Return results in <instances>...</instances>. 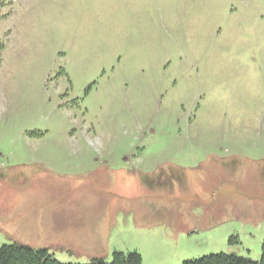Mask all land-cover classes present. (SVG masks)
Listing matches in <instances>:
<instances>
[{
    "label": "rangeland",
    "instance_id": "374dc122",
    "mask_svg": "<svg viewBox=\"0 0 264 264\" xmlns=\"http://www.w3.org/2000/svg\"><path fill=\"white\" fill-rule=\"evenodd\" d=\"M0 58V246L260 262L264 0H0Z\"/></svg>",
    "mask_w": 264,
    "mask_h": 264
},
{
    "label": "trees",
    "instance_id": "16d2710c",
    "mask_svg": "<svg viewBox=\"0 0 264 264\" xmlns=\"http://www.w3.org/2000/svg\"><path fill=\"white\" fill-rule=\"evenodd\" d=\"M1 62V58H0ZM0 264H61L45 250L34 251L22 245L0 246ZM89 264H142L137 252L118 253L112 256V261L106 263L102 260H94ZM182 264H264V242L260 262H252L248 259L231 254H214L197 260L184 261Z\"/></svg>",
    "mask_w": 264,
    "mask_h": 264
}]
</instances>
